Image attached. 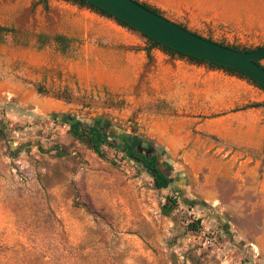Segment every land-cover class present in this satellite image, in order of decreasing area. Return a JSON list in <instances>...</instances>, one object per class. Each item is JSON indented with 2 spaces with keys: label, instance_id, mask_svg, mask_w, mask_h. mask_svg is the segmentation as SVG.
<instances>
[{
  "label": "rangeland",
  "instance_id": "rangeland-1",
  "mask_svg": "<svg viewBox=\"0 0 264 264\" xmlns=\"http://www.w3.org/2000/svg\"><path fill=\"white\" fill-rule=\"evenodd\" d=\"M137 1L264 47V0ZM0 26V264H264V107L244 108L263 89L71 0H0ZM68 118L152 143L173 185L121 141L101 159Z\"/></svg>",
  "mask_w": 264,
  "mask_h": 264
},
{
  "label": "water",
  "instance_id": "water-1",
  "mask_svg": "<svg viewBox=\"0 0 264 264\" xmlns=\"http://www.w3.org/2000/svg\"><path fill=\"white\" fill-rule=\"evenodd\" d=\"M127 23L137 32L187 56L215 63L245 74L264 87V67L255 61L264 58V47L242 52L209 41L175 22L156 14L136 0H84ZM56 117V115H52Z\"/></svg>",
  "mask_w": 264,
  "mask_h": 264
},
{
  "label": "trees",
  "instance_id": "trees-1",
  "mask_svg": "<svg viewBox=\"0 0 264 264\" xmlns=\"http://www.w3.org/2000/svg\"><path fill=\"white\" fill-rule=\"evenodd\" d=\"M71 1H74V2L80 3L84 6H87L91 9L101 13L102 15H104L106 17H110V18L115 19L116 22L119 23L120 25H122L123 27L136 31L127 23L113 17L111 14H109L106 11L96 7L95 5H92V4H90L84 0H71ZM142 5L145 6L146 8H148L149 10L153 11L154 13L162 15L158 10L153 9L149 5H147L145 3H142ZM178 25L184 29H187L186 27H184L180 24H178ZM9 31H11V29L0 26V35H2L4 32H9ZM142 36L150 43V48H161L165 52L172 54V55H180L182 57H188L194 61H198V62H202V63H208L204 60L194 58L191 56H187V55L180 53L176 50H173L169 47L160 45L155 40H153V39H151V38H149L143 34H142ZM207 39L209 41H213L210 38H207ZM54 40L61 45H66V39L62 35H56ZM219 44H221L223 46H227V47L232 48L234 50L242 51V52H251V51L260 49V48H257V49H250V48L239 49L237 47L228 46V45H225L223 43H219ZM262 60H264V58L257 59L255 62L259 65H262V63H261ZM209 64L214 68L224 69V70H227V71L232 72V73H237V74L241 75L242 77L247 78L250 82L254 83L259 88L264 90V87L262 85H260L258 82L251 79L250 77L246 76L243 73H240L234 69L224 67V66H221V65H218L215 63H209ZM262 66L264 67V65H262ZM247 107H264V103L254 104V105L246 106L244 108H247ZM65 122L70 126V134L76 140H78L80 143L84 144L88 149L92 150L101 159H106V154H105V151L103 149V147L105 145H108V146L113 147V148H121L120 145H118L115 142H112L108 139V136L105 135L104 130L102 129L101 126H97V125L85 126L82 122L76 121L72 118H68ZM127 151H128L129 157L132 160H134L135 162L141 164L143 166V168L145 169V171L154 179V184H155V187L157 189L169 188L173 185L172 177H171L168 169H166L162 165L159 154H157L155 152L153 153V151L149 150V149L133 150L131 148H128ZM177 205H178L177 201L175 199H173L172 197H169L166 204L163 206V213L166 216H169L173 212V210L177 207Z\"/></svg>",
  "mask_w": 264,
  "mask_h": 264
},
{
  "label": "flooded vegetation",
  "instance_id": "flooded-vegetation-1",
  "mask_svg": "<svg viewBox=\"0 0 264 264\" xmlns=\"http://www.w3.org/2000/svg\"><path fill=\"white\" fill-rule=\"evenodd\" d=\"M93 125H97V124H93ZM97 126H101V125H97ZM102 129L104 130L105 135L107 136L108 134L111 135V137H108V139L112 142H115L116 144L120 145V141L123 142V147H125V149L131 148L133 150H139V149H149L152 150L153 153H157L161 156L160 153V149H155L152 147V143H148L147 141H142V139L137 138L135 136H132V134L130 133H126L123 135L122 134H117L112 132L111 130L106 131L105 128L102 127ZM174 182V180L172 179V183Z\"/></svg>",
  "mask_w": 264,
  "mask_h": 264
},
{
  "label": "crops",
  "instance_id": "crops-1",
  "mask_svg": "<svg viewBox=\"0 0 264 264\" xmlns=\"http://www.w3.org/2000/svg\"><path fill=\"white\" fill-rule=\"evenodd\" d=\"M169 19V18H168ZM253 115H254V113H252ZM260 116H261V112H259V113H257V120L255 121L254 119H250L249 117H247V119L249 120V121H241L242 122V127L243 128H245V126H248L249 125V123H252V124H255V122H256V124L260 127L261 126V119H260ZM242 119H246L245 118V116H243V117H241ZM246 119V120H247ZM251 121V122H250ZM253 130H258V127H254V129Z\"/></svg>",
  "mask_w": 264,
  "mask_h": 264
},
{
  "label": "bare ground",
  "instance_id": "bare-ground-1",
  "mask_svg": "<svg viewBox=\"0 0 264 264\" xmlns=\"http://www.w3.org/2000/svg\"><path fill=\"white\" fill-rule=\"evenodd\" d=\"M258 249V248H257ZM259 252V251H258Z\"/></svg>",
  "mask_w": 264,
  "mask_h": 264
}]
</instances>
